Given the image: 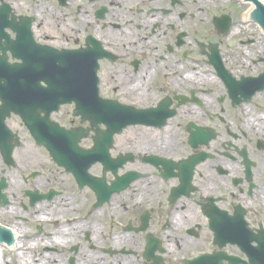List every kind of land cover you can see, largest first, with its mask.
Instances as JSON below:
<instances>
[{"label":"flooded vegetation","instance_id":"1","mask_svg":"<svg viewBox=\"0 0 264 264\" xmlns=\"http://www.w3.org/2000/svg\"><path fill=\"white\" fill-rule=\"evenodd\" d=\"M0 264H264V0H0Z\"/></svg>","mask_w":264,"mask_h":264},{"label":"water","instance_id":"2","mask_svg":"<svg viewBox=\"0 0 264 264\" xmlns=\"http://www.w3.org/2000/svg\"><path fill=\"white\" fill-rule=\"evenodd\" d=\"M35 109H36V118H37V115L43 111L45 112V114H46L45 117L47 118V115H48V109L47 108L35 107ZM49 111H51V110H49ZM25 118H26V116H25ZM27 118H28V116H27Z\"/></svg>","mask_w":264,"mask_h":264}]
</instances>
